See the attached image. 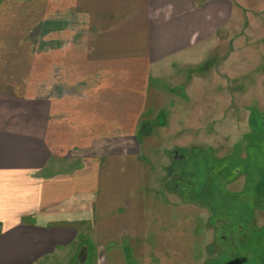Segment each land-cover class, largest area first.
<instances>
[{"label": "crops", "instance_id": "obj_1", "mask_svg": "<svg viewBox=\"0 0 264 264\" xmlns=\"http://www.w3.org/2000/svg\"><path fill=\"white\" fill-rule=\"evenodd\" d=\"M225 1L0 0V264L63 253L80 199L108 238L127 229L115 222L134 216L145 82L197 65L194 51L226 23Z\"/></svg>", "mask_w": 264, "mask_h": 264}, {"label": "rangeland", "instance_id": "obj_2", "mask_svg": "<svg viewBox=\"0 0 264 264\" xmlns=\"http://www.w3.org/2000/svg\"><path fill=\"white\" fill-rule=\"evenodd\" d=\"M223 4L226 23L194 51L197 65L145 82L131 136L142 164L134 216L115 222L127 229L108 238L80 199L63 222L74 243L35 264H264V0Z\"/></svg>", "mask_w": 264, "mask_h": 264}, {"label": "water", "instance_id": "obj_3", "mask_svg": "<svg viewBox=\"0 0 264 264\" xmlns=\"http://www.w3.org/2000/svg\"><path fill=\"white\" fill-rule=\"evenodd\" d=\"M245 261L246 259L244 257H238V258L231 259L223 264H242Z\"/></svg>", "mask_w": 264, "mask_h": 264}, {"label": "trees", "instance_id": "obj_4", "mask_svg": "<svg viewBox=\"0 0 264 264\" xmlns=\"http://www.w3.org/2000/svg\"><path fill=\"white\" fill-rule=\"evenodd\" d=\"M212 62H213V60H209V61L205 64V66H203V67L207 68V69H205V70H208V69H209V67L211 66ZM233 258H235V257H233ZM245 259H246V258H245Z\"/></svg>", "mask_w": 264, "mask_h": 264}, {"label": "flooded vegetation", "instance_id": "obj_5", "mask_svg": "<svg viewBox=\"0 0 264 264\" xmlns=\"http://www.w3.org/2000/svg\"><path fill=\"white\" fill-rule=\"evenodd\" d=\"M230 227H231V226H230ZM218 237H219V236H218ZM220 237H223V238H224V237H225V235H221Z\"/></svg>", "mask_w": 264, "mask_h": 264}]
</instances>
